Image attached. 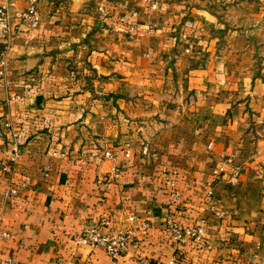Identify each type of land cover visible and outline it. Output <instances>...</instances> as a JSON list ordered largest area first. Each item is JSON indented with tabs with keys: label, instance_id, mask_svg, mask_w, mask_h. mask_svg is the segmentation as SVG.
<instances>
[{
	"label": "crops",
	"instance_id": "crops-1",
	"mask_svg": "<svg viewBox=\"0 0 264 264\" xmlns=\"http://www.w3.org/2000/svg\"><path fill=\"white\" fill-rule=\"evenodd\" d=\"M31 1L0 0V262L264 264V0ZM103 218L138 248L78 241Z\"/></svg>",
	"mask_w": 264,
	"mask_h": 264
},
{
	"label": "built area",
	"instance_id": "built-area-1",
	"mask_svg": "<svg viewBox=\"0 0 264 264\" xmlns=\"http://www.w3.org/2000/svg\"><path fill=\"white\" fill-rule=\"evenodd\" d=\"M144 1L148 3L151 2V0H144ZM35 2L36 0H32V3L25 12L16 15L17 18L27 22L33 27L37 26V24L39 23V15L37 14L36 11ZM13 33H14V29L11 27L8 10L5 7H0V38L8 39L12 36ZM2 66H4V63H2ZM45 123H47V121H45ZM15 139H16L15 143L17 144V146L18 147L22 146L23 136L20 131L15 136ZM140 152L142 156H147L148 154L147 146H143ZM111 156L112 155L110 152H101V153L95 152L91 154L90 161L93 162L94 164H99L104 160L110 159ZM1 170L5 173L9 171L6 166H2V165H1ZM116 176H117V172L113 171L112 173H109L106 178L102 179L103 181H99L98 183L108 185V182L111 181L112 179H115ZM11 193L15 194L16 191L12 190ZM173 195L174 197L177 198L176 194ZM210 195L211 193H208V196ZM169 225L174 229L173 238L178 243L184 242L185 238L201 240L204 234L203 227H198L196 229L182 230L178 227L172 226L170 223ZM140 227H141V229L139 230L140 233H146L147 230L149 229V224L141 223ZM78 241L90 246L91 248L102 247L105 250L107 256L111 260H116L117 258L127 254L130 250L137 249L139 246V240L137 239V234L135 232L133 231L113 232L109 229V221H107L105 218L101 219L95 226H92L84 230L78 237ZM0 264H22V263L18 262L16 259L11 258L8 260H2ZM171 264H174V262H171Z\"/></svg>",
	"mask_w": 264,
	"mask_h": 264
},
{
	"label": "rangeland",
	"instance_id": "rangeland-1",
	"mask_svg": "<svg viewBox=\"0 0 264 264\" xmlns=\"http://www.w3.org/2000/svg\"><path fill=\"white\" fill-rule=\"evenodd\" d=\"M143 2H145V4H147V6L151 9V10H154V11H156L157 10V3H156V1L155 0H151V2L150 3H148V2H146V1H144V0H142ZM31 3H32V1H31ZM36 3H37V0H36V2H35V7H36ZM108 2L106 1V0H95V2H93V4H92V8L93 9H98V10H100L101 8H105V7H103V5L104 4H107ZM37 11V10H36ZM25 12V11H24ZM37 14H38V12H37ZM39 15V14H38ZM137 14L136 13H133V16L135 17ZM25 22V21H24ZM27 23V22H26ZM39 24V23H38ZM37 24V25H38ZM123 24H124V26H126V28H128L129 30H131V31H136L137 29H138V25L137 24H128L127 23V21L126 20H123ZM30 25V24H29ZM31 26V25H30ZM129 26V27H128ZM12 27V26H11ZM33 27V26H32ZM36 27V26H35ZM128 30V31H129ZM15 31V30H14ZM128 31H125V35H124V37H125V39L126 40H131L132 38H133V34H131L130 32H128ZM15 33H13L12 34V36L14 35ZM11 36V37H12ZM10 37V38H11ZM4 39V38H3ZM9 39V38H8ZM8 39H4V40H8ZM2 63H4V66H5V62L4 61H2L1 62V67H2V69L4 68V66H2ZM0 73H2L3 74V71L1 72L0 71ZM1 74V75H2ZM48 122V121H47ZM47 124H49V125H51V123L49 122V123H47ZM20 131V130H19ZM19 131H17V133L19 132ZM21 132V131H20ZM17 133H16V135H17ZM22 133V132H21ZM23 136V135H22ZM23 140V139H22ZM15 141H16V139H15ZM22 145H23V143H22ZM143 146H147V148H148V154H147V156H143V157H150V156H154V154L153 153H151L150 152V147L147 145V144H145V145H143ZM142 146V147H143ZM15 149L13 150V152H12V161L11 162H15L18 158H19V156L21 155V149H22V146H20V147H18L17 146V144L15 143ZM141 147V148H142ZM210 148H211V144H210V146H209ZM140 151H141V149H140ZM95 152H98V153H101V152H107V151H99V150H96V151H94L93 153H95ZM93 153H91V154H93ZM111 153V152H110ZM91 154H90V156H89V162L91 163V164H94L93 162H91L90 161V158H91ZM140 154H141V152H140ZM112 155V154H111ZM142 155V154H141ZM111 158H112V156H111ZM110 158V159H111ZM109 160V159H108ZM104 161H106V160H104ZM104 161H102V162H100L99 164H94V165H100L101 163H103ZM1 165L2 166H5V165H3V164H0V168H1ZM7 168H8V170H9V167L8 166H6ZM108 176V175H107ZM107 176H105L104 178H106ZM104 178H102V179H104ZM102 179H99V181H103ZM231 181L233 182L234 181V184L235 183H238V181H239V176L238 175H236V176H232L231 177ZM98 181V182H99ZM101 185H104V184H102L101 183ZM207 187L209 188V187H211V185H207ZM12 194V193H11Z\"/></svg>",
	"mask_w": 264,
	"mask_h": 264
}]
</instances>
